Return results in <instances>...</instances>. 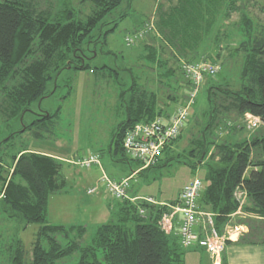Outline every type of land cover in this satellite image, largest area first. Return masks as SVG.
I'll use <instances>...</instances> for the list:
<instances>
[{
    "label": "trees",
    "instance_id": "obj_1",
    "mask_svg": "<svg viewBox=\"0 0 264 264\" xmlns=\"http://www.w3.org/2000/svg\"><path fill=\"white\" fill-rule=\"evenodd\" d=\"M91 1L98 7V12L84 21L78 18L68 0L64 2L60 15L52 18L35 12L31 3L25 4L21 0L0 2V89L4 83L12 82L5 95L8 108L6 121L17 119L20 124L18 130L0 140V150H6L0 153V204L4 214L19 220L20 230L30 224L39 225L30 253L24 251L18 238L15 239L9 256L10 264H56L76 252L80 254L78 264H184V251L189 248H183L179 236L172 231L166 233L161 226L163 216L171 214V208L180 204L181 189L176 199L158 202L149 197L130 198L127 187L124 199H112L116 203L115 221L98 226L91 243L82 248L79 241L86 234L84 226L52 225L47 220L49 196L60 191L64 184L62 161L30 152L26 148L9 151L13 147V143H10L12 138L22 132L32 130L35 138L51 132L59 110L44 112L34 110L33 105L56 93L59 75L64 70H81L94 75L95 80L111 74L118 88L126 118L111 135L107 149L110 160L134 162L136 167L133 169L137 171L133 172L137 176L157 166L158 161L153 166L142 168L141 163L128 159L123 151V139L136 124H149L159 117L168 118L175 107H158L156 94L148 92L132 70L124 71L129 78L127 85H124L120 81L121 69H112L107 65L90 67L89 61L98 55L97 45L102 47L107 44L106 34L113 31L126 16V13L120 15L113 27L93 36L98 24L120 5L121 0ZM177 6V10H170L174 16L163 18L158 26L164 39L184 53L189 47L187 35L190 40L191 32H195L198 26L186 24L184 17L186 11H190L189 7L195 8L196 4L195 0H178ZM240 44L238 51L246 54L241 71V88L236 91L217 86L210 88L209 120L201 130V137L190 142L192 148L187 152L188 157L195 161L194 169L198 166L207 169L204 177H198L203 182V188L197 203L200 212L208 208L213 214V226L219 236V227L240 207V202L234 197L236 189L246 194L250 204V207L246 204L243 210L264 218V135L252 134L249 139L237 140L236 132L225 128L232 141L219 143L206 138L209 131L215 134L214 127L219 128L223 118L227 121L230 117L243 118L245 114H250L259 118L264 125V30L259 35L245 32ZM140 60L155 64L162 70L166 79L162 81L164 85L171 87L174 83L171 103L176 106L180 87L176 85V79L171 80L175 72L166 61L157 59L152 50L141 53ZM215 93L223 96L220 104L214 100ZM69 94L70 91L67 96ZM183 100H186V96ZM27 114L34 117L29 123L25 122ZM181 133L162 154L171 152ZM210 151L213 152L208 156ZM140 210H143L142 214ZM196 229L194 227L199 238L211 231L210 227L207 231L197 232ZM58 237L65 241L64 244L59 242ZM98 252L103 255V262L97 259Z\"/></svg>",
    "mask_w": 264,
    "mask_h": 264
},
{
    "label": "rangeland",
    "instance_id": "obj_2",
    "mask_svg": "<svg viewBox=\"0 0 264 264\" xmlns=\"http://www.w3.org/2000/svg\"><path fill=\"white\" fill-rule=\"evenodd\" d=\"M21 1L25 4L31 3L35 12L52 18L54 15L57 17L60 15L59 12L66 0ZM68 1L82 21L98 12V7L91 0ZM177 2L178 0H121L116 9L105 15L95 28L93 36L101 35L113 27L114 21L120 15L126 13V16L117 23L113 31L106 34L107 44L102 47L98 44V55L89 61L91 68L107 65L112 69H121L120 81L124 85L129 82L127 72L124 71L132 70L134 76L139 79L138 82L145 85L144 88L148 89V92L156 94L158 107H169L168 109L175 107L174 103H171L175 91L174 83H171V87L164 85L162 81L166 79L162 75V70L155 64H147L146 61L140 60L141 53L152 50L157 59L166 61L168 67L175 72L171 80L176 79V85L180 87L178 89L180 97L176 105L188 94L183 65L205 63L218 69L215 76L206 78L200 87L194 103L188 110V124L183 128L178 141L171 147V152L163 153L157 166L129 180L128 190H132L141 198L149 197L158 202L174 200L185 182L206 175L205 167L198 166L194 169L195 161L188 157L187 152L192 148L190 142L201 137V130L209 120L211 105L209 90L216 86L232 91L241 88V71L246 54L238 51L240 43L245 32L250 31L259 35L264 30V0H195V8L189 7L190 11H186L184 18L186 24L198 25L197 30L191 32L190 40L187 35L189 47L181 54L164 39L158 26L163 18L174 16L170 10H177ZM104 37L102 36V39ZM128 37H135L130 44L126 42ZM101 51L103 53H100ZM111 76L105 74L104 79L95 80L94 75L87 71L64 70L59 75L56 93L33 105L34 110L44 112L54 113L59 110L55 127L41 138H35L33 131L30 130L16 135L10 142L13 143L10 152L31 148L62 158L59 161H62L64 184L60 191L49 196L47 220L52 225L84 226L86 234L79 241L82 248L91 243L98 226L115 221L116 203L106 197L104 186L98 181L102 176L99 169L94 166L88 169L81 168L72 163V159L77 161L79 157H85L83 154L98 151L109 178L119 177L122 171L125 174L129 173V166L136 167L131 161L111 163L107 153L112 133L126 118L119 101L117 85ZM11 84L12 82H6L0 89V140H4L9 133L20 128L17 119L6 121L8 108L5 95L7 88L12 87ZM69 91L70 94L67 96ZM215 94L214 100L220 104L223 96L220 93ZM32 118L34 117L27 114L25 122L29 123ZM220 122H222L220 127L221 125L224 127H214L217 136L214 131L212 134L209 131L206 134L208 141L211 139L219 143L232 141L228 138L225 128H231L236 133L245 129L237 140L249 139L252 134L264 135L262 123L257 129L250 130L244 117H230L227 121L223 118ZM1 152L6 150L2 148ZM212 152L210 151L208 156ZM206 161L208 162L207 158ZM94 187H97V191L91 195L87 194V191ZM38 230V224H30L20 230L19 220L4 214L0 204V264H10L9 256L16 238L21 241L24 251L30 253ZM58 240L62 244L65 242L59 237ZM200 253L202 252L184 251V264H208L209 262L200 258ZM188 254L190 256H187ZM79 258L80 254L76 252L56 264H78ZM97 259L103 262V255L100 252L97 253Z\"/></svg>",
    "mask_w": 264,
    "mask_h": 264
},
{
    "label": "built area",
    "instance_id": "obj_3",
    "mask_svg": "<svg viewBox=\"0 0 264 264\" xmlns=\"http://www.w3.org/2000/svg\"><path fill=\"white\" fill-rule=\"evenodd\" d=\"M134 38L128 37L126 38V42L130 44ZM182 70L189 85L186 100L176 105L173 113L168 118L159 117L149 124H136L126 133L123 139L125 156L130 160L141 163L142 168L156 164L163 150L180 135L189 120L188 110L194 103L200 87L207 77L211 78L215 76L218 71L216 66L205 63L186 64L183 65ZM244 118L246 122L248 121L247 126L250 130L257 129L261 125L259 118L253 117L250 114H245ZM72 161V163L84 169L101 165L100 156L96 153L86 155L77 161ZM128 182V178L114 181L105 174H102L99 179V183L104 186L106 196L113 200H122L126 197ZM202 188L203 182L199 178H194L184 184L179 193L180 204L171 208V214L163 216L161 226L166 233H169L172 231L174 214H179L180 221L177 227V235L179 236L180 245L183 248L197 246L204 249L215 259L224 250L226 239L217 234L213 226L212 214H203L199 210L197 200ZM96 191L97 187H94L89 189L87 194L91 195ZM234 193L235 199L241 203L242 196L244 197L246 194L239 189H236ZM147 201L151 202L149 199ZM139 213L142 214L143 210H140ZM200 216L207 217L206 223L211 229L209 233L205 232L201 238L194 231V227L198 226ZM202 223L204 222L202 221ZM203 229H205L204 226Z\"/></svg>",
    "mask_w": 264,
    "mask_h": 264
},
{
    "label": "crops",
    "instance_id": "obj_4",
    "mask_svg": "<svg viewBox=\"0 0 264 264\" xmlns=\"http://www.w3.org/2000/svg\"><path fill=\"white\" fill-rule=\"evenodd\" d=\"M236 134H237V137L236 136L235 137L238 138L239 135L241 136V131H239ZM231 136L233 138V135H231ZM246 139H248V138H246ZM108 146H109V144L107 145V149H108ZM26 150H28L30 152L45 154V155L51 156L57 160H62V158H59V156H56L54 154L47 153L44 151L39 152L38 150H32L31 148H26ZM92 153H96L100 156V153L98 151H90V154H92ZM84 155L86 156L87 154H83L82 156H84ZM100 159H101V156H100ZM72 160H74V159H72ZM63 161H65V160H63ZM110 161H111V163H113L112 160H110ZM100 163H101L100 166H94V167H97L99 169L101 175L102 174L107 175L105 168L102 165V162H100ZM132 169H133V167L129 166V170H130L129 173L125 174L122 171V172H120L119 177H115V178L110 177V179H112L114 181H120V180H123L126 178H130V180H131L133 177L137 176V173L134 174V172L137 171V169H133V170ZM98 181H99V179H98ZM186 183L187 182H185L184 184H186ZM129 191H131V192H129ZM179 191H180V189L178 190V193H179ZM178 193L176 194V198L178 196ZM127 195L130 198L141 197V196L135 195L132 192V190H127ZM240 204L241 205L238 208V210L236 212L232 213L231 215H229L227 217V220L224 223V225L219 227L218 232L221 236L226 238L227 243L225 244L224 250L221 252V254L218 258L214 259V257H212L210 254L205 252L203 249H200L197 247H192V248H189L185 251L187 253L193 252V251L194 252L195 251L202 252V253H200V258L205 262H209L208 264H264V218L257 216L256 214L246 212L243 210V208H244V206H246V204L248 207H250V204H248L246 195L244 196V198H242ZM114 208L116 209V205ZM202 213L203 214H212V213H210L208 208L203 209ZM115 215H116V213H115ZM179 218H180L179 215H175L174 218L172 219V232L176 236H177V225L179 222ZM202 220H203V222H206L207 217H202V216L199 217V224H198L197 229H196L197 232L204 230L201 227L203 225ZM213 220H214V217H213ZM198 227H200V228H198ZM204 227H205L206 231L209 228L207 223L204 225ZM205 254L207 255V257ZM187 256H190V254H188Z\"/></svg>",
    "mask_w": 264,
    "mask_h": 264
}]
</instances>
